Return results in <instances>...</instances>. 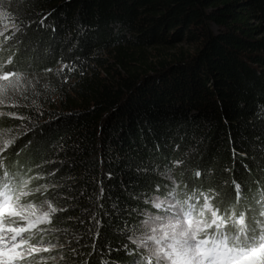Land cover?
I'll list each match as a JSON object with an SVG mask.
<instances>
[{
  "label": "trees",
  "instance_id": "16d2710c",
  "mask_svg": "<svg viewBox=\"0 0 264 264\" xmlns=\"http://www.w3.org/2000/svg\"><path fill=\"white\" fill-rule=\"evenodd\" d=\"M2 4L20 29L6 69L34 84L7 109L19 118L0 117L20 133L6 160L65 209L50 227L67 264H133V239L171 190L262 210L264 0ZM180 44L193 51L169 53ZM153 48L168 53L150 59Z\"/></svg>",
  "mask_w": 264,
  "mask_h": 264
},
{
  "label": "snow or ice",
  "instance_id": "6c2138e0",
  "mask_svg": "<svg viewBox=\"0 0 264 264\" xmlns=\"http://www.w3.org/2000/svg\"><path fill=\"white\" fill-rule=\"evenodd\" d=\"M2 9L0 3V18H8L9 14ZM13 28L20 30L15 24ZM3 35L4 31L0 30V36ZM11 38L5 37L6 40ZM2 68L0 65V108L20 107L28 100L33 81L24 73L4 72ZM64 69L74 70L66 64L60 72ZM0 116L19 118L15 112L0 111ZM18 135L20 133L11 128L0 129V153L6 151ZM195 176L200 177L201 172L197 171ZM31 179L18 180L16 174L0 171V264H38L34 254L55 247L51 242L43 245V234L57 229L39 226L52 225L53 217L65 209L51 199L22 203V198L33 194L28 190ZM241 188V184L234 181L237 199L241 196ZM34 191L38 193L40 188ZM100 191L102 194L103 188ZM200 195L203 203L189 202L196 200L193 192L184 202H176L174 215L155 216L144 221V232L132 242L137 248L147 250L151 259L145 256L142 262L134 261L133 264H153V261L155 264H264V211L259 212L261 219L252 217L246 221L245 213L236 215L229 207L222 212L210 203L209 196ZM154 207L162 209L164 202H157ZM172 208L169 205L165 211ZM36 236L40 239L32 243Z\"/></svg>",
  "mask_w": 264,
  "mask_h": 264
},
{
  "label": "rangeland",
  "instance_id": "374dc122",
  "mask_svg": "<svg viewBox=\"0 0 264 264\" xmlns=\"http://www.w3.org/2000/svg\"><path fill=\"white\" fill-rule=\"evenodd\" d=\"M2 2H3V0H0V3H2ZM12 27H13V23L11 22L9 17L6 19L0 18V30L4 31V35L0 36V65H3L2 71H4V72L8 71L6 69V67L9 65L8 61L11 59L7 55H5V51L3 50V48L5 47V37L8 33V31L10 29H12ZM179 50L193 51L192 47H189L185 44H180L175 48V50L174 49L170 50L169 53H174V52L179 51ZM158 53L159 54H165L168 52L165 51L164 49H161V48H158V49L153 48V49L147 50V55L149 54L150 59H153L154 57H156L158 55ZM7 109H9V107H2V108H0V111L8 112ZM6 151L0 153V171H8L11 175L14 173H12L13 171L11 172L10 171L11 169L8 167V160H6L7 159V157H6L7 152ZM21 178H23V177H17L18 180ZM23 179H30V178H23ZM37 187L38 186L35 185L34 179H31L28 190H32L33 194L30 196L22 198V203H24V202L39 203L40 201H42V198H40L41 188H40V192H38V193L34 191ZM204 195H207V194H204ZM188 196H191V195H188ZM207 196H209L211 198L210 203H212L215 206L212 196H210V195H207ZM187 197H180L179 193L176 190H171L167 197H156L154 200L153 206L157 202H164V208L156 209L154 207V210L151 213L147 214L146 220H148L150 217H155V216L168 217V216L174 215L176 210H177V208L175 207L176 202L177 201L184 202ZM197 201H199L200 203H203V197L201 195H196V200L189 201V202L195 203ZM169 205H172L173 208L170 211H165V209H167L169 207ZM261 209H262L261 211H264V202L261 203ZM242 212L245 213L246 221L252 217H255L256 219H261V217L259 216L260 211L257 208L249 207L248 210H246V212H244V211H242ZM235 214L239 215L236 212H235ZM39 227L51 228L50 225H40ZM144 230H145V227H144ZM144 230H143V232H144ZM138 238H136V239H138ZM38 239H40L39 236L34 237L32 240V243H35L36 240H38ZM133 240H135V239H133ZM49 242H51V244L55 245V247H53L51 249V251H48V252L41 251L39 253L34 254L35 258L38 261V264H67L65 261L66 244H64L61 241V239L55 235L54 232H47V233L43 234V245L47 246L49 244ZM136 256L137 257H136L135 261H137V262H142L145 256H147L149 259H151L150 253L147 250H142V249H139L137 247H136ZM39 258H44V259L40 260ZM153 264H155V261H153Z\"/></svg>",
  "mask_w": 264,
  "mask_h": 264
}]
</instances>
